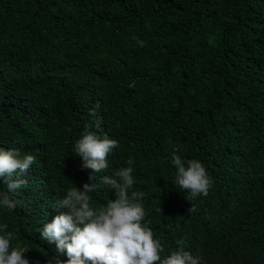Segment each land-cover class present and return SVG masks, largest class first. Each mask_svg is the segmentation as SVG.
Segmentation results:
<instances>
[{
	"label": "trees",
	"instance_id": "1",
	"mask_svg": "<svg viewBox=\"0 0 264 264\" xmlns=\"http://www.w3.org/2000/svg\"><path fill=\"white\" fill-rule=\"evenodd\" d=\"M86 125L120 145L101 173L73 151ZM0 147L35 157L0 207L30 264L58 255L40 231L66 190L104 206L129 158L162 256L184 239L202 264H264V0H0ZM173 153L207 196L175 184Z\"/></svg>",
	"mask_w": 264,
	"mask_h": 264
},
{
	"label": "clouds",
	"instance_id": "2",
	"mask_svg": "<svg viewBox=\"0 0 264 264\" xmlns=\"http://www.w3.org/2000/svg\"><path fill=\"white\" fill-rule=\"evenodd\" d=\"M143 46L144 42L134 37ZM86 125L73 151L81 158L82 168L101 173L108 168V156L120 145L107 134L100 137ZM35 162L31 154L21 155L18 149L0 147V182L6 190L0 191V207L14 210L18 201L13 197L27 181L23 176ZM133 159L128 167L115 170L111 176L102 177L104 185L115 190L116 198L107 200L104 206L94 209L88 193L95 188L90 182L82 188L72 186L58 201L61 211L40 231L42 240L55 244L57 256L46 264H202L200 255L185 250L186 241L177 240V250L162 256L164 248L154 238L152 229L145 223L147 215L142 199L143 192L130 191L134 185ZM175 168V184L189 193L190 199L207 196L212 178L198 159H183L175 153L171 156ZM91 176L89 177V181ZM187 200V199H186ZM191 206L188 212H195ZM13 233L7 225H0V264H30L25 250L13 247ZM66 256V259H60Z\"/></svg>",
	"mask_w": 264,
	"mask_h": 264
}]
</instances>
